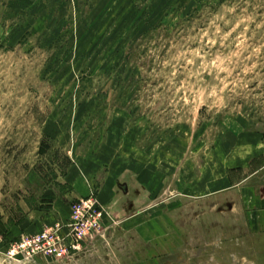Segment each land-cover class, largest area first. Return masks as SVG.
Returning a JSON list of instances; mask_svg holds the SVG:
<instances>
[{
    "label": "rangeland",
    "instance_id": "1",
    "mask_svg": "<svg viewBox=\"0 0 264 264\" xmlns=\"http://www.w3.org/2000/svg\"><path fill=\"white\" fill-rule=\"evenodd\" d=\"M250 137L233 180L264 167V0H0V264H264L238 190L257 197V174L189 192ZM71 170L115 179L104 232L60 259L22 253L97 198L73 196Z\"/></svg>",
    "mask_w": 264,
    "mask_h": 264
},
{
    "label": "crops",
    "instance_id": "2",
    "mask_svg": "<svg viewBox=\"0 0 264 264\" xmlns=\"http://www.w3.org/2000/svg\"><path fill=\"white\" fill-rule=\"evenodd\" d=\"M256 142L257 139H255V137H250L248 139L243 138V140H239L238 144L235 145L231 143L224 144L225 150H222L221 153L215 152L217 154L216 166H209V162L207 161V164H205V175L200 173L199 175H197V179H194L191 182L189 186L190 194L193 196H210L217 191L239 188L256 174L257 180H259L258 182L264 183V167L263 169H261V171H254L253 173L247 175L244 178H241L240 180H233L232 172L237 168L245 169L254 159V157L251 156V153L253 150L252 145L255 146ZM77 174L78 173L76 171L71 170V172H69V174L65 176V178H67L66 181L73 187L71 193L74 197L86 195L96 187L98 189L96 195L101 203H103L104 205H108L110 203H113L114 201L118 203L117 198L119 196V192L115 189V179L111 178L108 180V174L110 173L105 174L100 181L98 180V182L95 179L91 178L85 179V181L82 182L80 180L81 177L77 179ZM247 188V186H243L238 190H242L245 193V195L243 196H245L244 198L248 202V209L252 210V213L250 214L255 217V220L257 219V225H261V227H264V186H260V188L257 189V197H252L251 194L247 195ZM124 194H130V189L125 188L122 195ZM111 210V212L115 214L116 208H113ZM21 225L22 224H20V227L17 226V228H20V231L22 229Z\"/></svg>",
    "mask_w": 264,
    "mask_h": 264
},
{
    "label": "built area",
    "instance_id": "3",
    "mask_svg": "<svg viewBox=\"0 0 264 264\" xmlns=\"http://www.w3.org/2000/svg\"><path fill=\"white\" fill-rule=\"evenodd\" d=\"M103 208L96 197H88L72 204L71 217L65 236L57 230L46 229L39 234L20 237L14 247L29 256L41 255L60 259L80 249L93 235L102 234Z\"/></svg>",
    "mask_w": 264,
    "mask_h": 264
}]
</instances>
